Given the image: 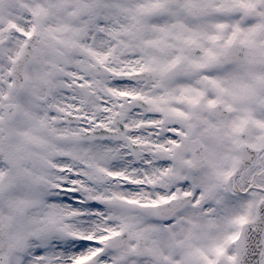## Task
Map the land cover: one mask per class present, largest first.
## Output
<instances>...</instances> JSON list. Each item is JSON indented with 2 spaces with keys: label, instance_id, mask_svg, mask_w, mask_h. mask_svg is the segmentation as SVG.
I'll use <instances>...</instances> for the list:
<instances>
[{
  "label": "snow or ice",
  "instance_id": "1",
  "mask_svg": "<svg viewBox=\"0 0 264 264\" xmlns=\"http://www.w3.org/2000/svg\"><path fill=\"white\" fill-rule=\"evenodd\" d=\"M0 264H264V0H0Z\"/></svg>",
  "mask_w": 264,
  "mask_h": 264
}]
</instances>
